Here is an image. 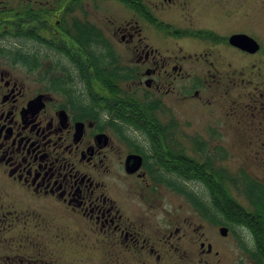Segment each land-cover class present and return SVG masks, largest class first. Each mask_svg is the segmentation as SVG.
<instances>
[{
  "label": "flooded vegetation",
  "instance_id": "obj_1",
  "mask_svg": "<svg viewBox=\"0 0 264 264\" xmlns=\"http://www.w3.org/2000/svg\"><path fill=\"white\" fill-rule=\"evenodd\" d=\"M60 1L54 0L52 6V3L49 6L25 3L19 11L17 8L21 3H18L8 13L0 7V223L11 224L16 218L17 224H24L33 220L32 217L40 216L45 241L74 239L76 242V233H70L69 229L65 234L62 228L85 220L94 226V241L102 238L106 242L123 243L121 253L124 250L145 253L143 249L152 253L155 247L152 242L157 235L151 232L154 225L149 224V216L160 197V185L164 183L175 189L176 184L165 178L166 174L178 176L171 168L178 150L197 160L186 152L182 140L194 144L202 161L208 158L209 152V143L201 137H178L179 121L173 104H169L172 98L168 103L166 101L172 81L178 77L184 81L179 90L173 88L182 96L198 91L203 78L182 73V67H176V62H162L170 58H160L159 48H169L168 40L172 39L186 43L188 40L197 41L199 46L192 47L197 48V52L194 51L197 57L190 62L211 66L215 61L207 57L209 46L223 45L254 57L255 54H264V44L255 34L252 35L254 20L251 19V24L240 19L242 0H84L89 21L93 22L94 18L98 24L93 23L99 27L96 29L108 40L103 47L108 48L110 44L114 48L113 42L105 35L107 23L112 28L120 20L117 30L122 38L133 41L137 35L141 47L139 60L133 65L122 62L120 69L125 84L128 85V81L137 83L135 87L128 85L127 88L122 84L126 90L121 88L119 92L129 95L142 90V99L145 97L143 103L134 99L137 102L133 101L131 105L137 106L135 111L131 106H102L92 96L90 98L97 104L93 106L96 112H92L88 109L91 107L84 103L82 106L77 98L73 99L70 92L29 84L18 78L17 66L32 70L28 60L19 57L20 49L24 54L29 51L18 43H6L9 36L42 40L34 36L38 28L50 30V33H56L54 28L59 32L68 31L60 16L63 12L59 8ZM108 3H123L129 10L119 16L115 14L114 19L106 13ZM34 8L46 16L48 23L42 19L37 21L43 23L37 22L34 26L28 23L26 35H16L18 31L4 24V20H11L20 12H25L27 20H36L39 16L31 15ZM92 11L103 14V17L91 15ZM71 13L74 22L76 9ZM131 13V18L126 19ZM233 13L232 20L226 18L222 21L224 15L229 17ZM244 26L250 30H245ZM70 28L75 31L73 25ZM221 30L229 32L223 34ZM155 33L161 34L163 40L156 41ZM234 35H245L247 39L239 38L236 43L232 41ZM39 43L52 44L47 40ZM90 44L96 47L99 42ZM178 49L185 50L182 45ZM178 58V62L187 61ZM150 105L154 108L150 109ZM199 142L204 147L201 150ZM117 146L121 154L115 148ZM111 155L119 157L115 165L120 176L118 180L122 182L120 187L111 181L114 171ZM124 177L134 182H127ZM128 209L133 212L128 213ZM18 211H24L23 215L16 216ZM171 246L175 247V242Z\"/></svg>",
  "mask_w": 264,
  "mask_h": 264
},
{
  "label": "rangeland",
  "instance_id": "obj_2",
  "mask_svg": "<svg viewBox=\"0 0 264 264\" xmlns=\"http://www.w3.org/2000/svg\"><path fill=\"white\" fill-rule=\"evenodd\" d=\"M53 1L0 0V7L8 13L17 7L18 3H21L17 8L19 11L25 3L34 6H39L42 3L49 6V3H52L50 5L52 6ZM237 2L240 1L237 0ZM242 3L244 6L240 7V19H245V23L251 22V24V19L254 20L255 27L252 29V35L255 34L257 39L259 38L264 44V0H242ZM44 5L43 7H45ZM59 8L63 10L60 16L65 22L66 30L69 26L74 25L76 38L79 39L80 43L86 42V36L91 37L92 42H96L97 39H99L97 42L101 41L104 45L105 42H108L102 33L96 29L98 22L94 18L92 20L96 24L89 21L88 18L90 17H87L84 0H67L65 3L62 0L59 2ZM105 8H107L106 13L114 19L116 15H122L129 10L123 3H108ZM75 9L76 19L73 22L72 17L74 15L71 10ZM24 13H17L13 19L4 20V24L15 31L19 27L25 30L28 23H31L32 26L36 25L37 22L43 23L45 21L44 23H48V19L38 12V8H34L31 13L33 17L39 16L36 20H27ZM93 13L98 17H103L101 13L92 11L91 15ZM235 13L230 14L229 17L224 15L222 21H225L226 18H229V21L232 20ZM131 16L132 13L126 19H130ZM39 19L43 21H37ZM119 22L120 20L116 21L117 26L112 28L111 24L107 23L108 26L104 28L105 35L113 42L114 48L112 49L110 44L108 46L118 57L120 63L133 65L139 60L138 52L141 51V47L138 46L137 35L133 41L121 37L119 30H117ZM243 28L247 31L250 30L247 26ZM54 31L56 33L38 28V33L35 34L40 39H49L52 44L48 45L39 43L45 40H35L26 36H19L18 38L9 36L6 39V43L15 42L22 45L26 51L40 53L41 65L35 71H27L23 66L16 67L18 78L29 84L36 83L43 87H50L52 77L57 75L64 76V78L68 77L67 73L59 72L58 69L50 70V64L55 65L54 60H60V69L67 72L71 68L69 61L71 59L67 53L58 49L68 46L73 50L76 44L70 37L62 34L63 32H59L55 28ZM221 32L228 34L229 31L221 30ZM154 39L156 41L163 40L159 33H155ZM148 40L153 42L151 38ZM92 42H89L88 45H91ZM168 42H170V47L167 49L159 48V56L170 59L161 61L167 64L170 61L176 62V67H182V73L203 78L202 86L198 88V91L193 90L192 95L187 94V97L179 95L177 92L184 80H180L177 75L178 78L172 81V85L177 89L174 90L172 86L171 92L167 93L166 101L168 103L169 98H172V102L169 104H173L179 121L178 137L196 136L203 138L209 143L207 148L209 153L213 155L216 168L224 167L231 173L242 168L247 174L264 183V54L259 53L258 55L255 54L254 57H249L244 52L234 51L223 45L209 46L207 57L215 61V64L210 66L190 62L197 57L194 54V51L197 52V48L192 47L199 46V42L194 40H188V43L175 42V39L168 40ZM186 44L191 48L187 47ZM179 45H182L185 50L178 49ZM205 46L207 47V45ZM187 51L192 54L188 55ZM169 54H172V57ZM44 56L45 58L42 59ZM76 57L81 59V53H77ZM178 57L183 61L187 59V61L178 62ZM83 64L86 66L88 79L85 77V83L78 76H75L72 82L68 80L67 85L70 91L76 95L81 103L87 104L89 97L95 96L96 98L99 97V99L97 98L98 103L107 106L109 103L108 94L90 76L92 70L89 64ZM122 83L127 88L128 85L135 87L137 82L128 81V85L125 84V81ZM140 92L142 93V90ZM140 92H130L126 96L132 99L130 101L132 103L133 101L137 102L134 99L143 103L145 97L142 99ZM56 96L63 97L62 95ZM182 143L187 147L186 152L189 155L202 162L194 144L188 143L187 140H182ZM115 148L121 154L120 148L118 146ZM111 158L114 160L111 181L115 183V186L120 187L122 182L118 180L120 176L117 165H115L119 157L114 158L111 155ZM165 179L170 180L176 186L173 189L161 183L160 197L156 199L153 205L155 208L150 211L149 224L154 225L151 226V232L157 235L155 242H152L155 246L152 253L145 249H143L145 253H130L126 250L121 253L120 251L123 249L120 247H123V243L106 242L102 241V238L100 241H94L96 239L95 233H93L94 226L85 220H80L79 224L73 222L72 227L65 225L62 228L65 234L69 229H71L70 233H76V242L74 239L66 240V242H56L53 239L45 241L46 233L41 224L43 219L40 216H34L32 217L33 220H27L24 224H17L16 218L11 221V224L0 223V264H252L244 252V246H254V237L247 228H241L239 227L240 224L237 226L227 220L223 224L212 223L193 208L186 196L177 190V186L180 185L196 191L205 199H209V191L202 183L195 179L183 180L174 174H166ZM123 180L134 182L133 179H126L125 177ZM227 186L232 194L238 197L236 191L230 185ZM238 199L244 205H248L245 198L238 197ZM127 212L131 213L133 210L128 209ZM20 213L22 216L24 211H18L15 214L20 216ZM14 215L12 218L15 217ZM224 225L229 228L225 235L220 231V227ZM176 229L178 230L176 231ZM173 242H175V247L171 246ZM202 242H204L203 246L201 245ZM209 244L212 246L210 249Z\"/></svg>",
  "mask_w": 264,
  "mask_h": 264
},
{
  "label": "trees",
  "instance_id": "obj_3",
  "mask_svg": "<svg viewBox=\"0 0 264 264\" xmlns=\"http://www.w3.org/2000/svg\"><path fill=\"white\" fill-rule=\"evenodd\" d=\"M16 31H18V33H15L16 35L27 34L26 29L23 30L20 27ZM62 34L74 40L76 47L71 50L67 45H65L67 47L61 49L57 46L59 48L58 50L69 55L71 68L67 72H64L60 69L61 61L54 60L55 65L50 64V70L58 69L59 72L67 73L68 77L64 78V76L61 77L60 75L52 77L50 88L70 92L69 95L73 99H76V95L70 91L67 81L70 80L69 82H72L75 76H78L85 83L87 74L86 66L83 63H86L89 64L92 70L90 76L97 81V85L98 83L100 84L101 89L109 96L108 108L131 106L137 111V106H134V104L131 105L132 102L130 101L132 99L119 92L122 88V82H124V78H121L124 73L120 70L122 68L121 63L113 51L109 47H103L104 44L101 41L96 47L94 45H88L89 42H92V38L89 36H86V42L84 44L80 43L79 39L76 38V32L71 28ZM34 36L39 38L35 34ZM42 40L50 41L47 38ZM77 53H81V59L76 57ZM19 54V57L28 60L27 63L30 69L35 70L41 65L40 61L42 60L39 52H28L24 54L22 49H20ZM44 58L45 56L42 57V59ZM97 98L99 99V97ZM84 104L81 103L82 106H85ZM86 105L91 107L88 108L90 111L96 112L93 108V106L97 105L95 99L92 100L89 97L88 104ZM150 107V109L154 108L151 105ZM135 113L138 114L139 112ZM202 145L201 142L198 143L200 150L204 148ZM172 166L171 168L183 180L195 179L208 189L210 198L205 199L192 189H186L180 185L177 186V190L186 196L192 206L212 223L223 224L227 220L231 224L237 226L240 224L239 227L247 228L254 237V246H244V252L252 264H264V183L247 174L242 168L234 173H231L229 170L227 171L224 167L216 168L213 155L209 152L208 158L200 162L188 157L183 151L178 150L173 159ZM227 185H230L236 191L238 197L245 198L248 205L246 206L240 202L238 197L232 194Z\"/></svg>",
  "mask_w": 264,
  "mask_h": 264
},
{
  "label": "water",
  "instance_id": "obj_4",
  "mask_svg": "<svg viewBox=\"0 0 264 264\" xmlns=\"http://www.w3.org/2000/svg\"><path fill=\"white\" fill-rule=\"evenodd\" d=\"M239 38H244V39H247L246 37H245V35H234L233 37H232V41H235L236 43L239 41ZM220 231L225 235V234H227V232H228V228L227 227H221L220 228ZM209 248H211V245L209 246Z\"/></svg>",
  "mask_w": 264,
  "mask_h": 264
}]
</instances>
